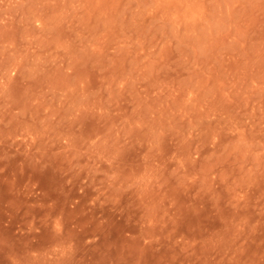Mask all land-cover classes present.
I'll return each instance as SVG.
<instances>
[{"label":"rangeland","instance_id":"obj_1","mask_svg":"<svg viewBox=\"0 0 264 264\" xmlns=\"http://www.w3.org/2000/svg\"><path fill=\"white\" fill-rule=\"evenodd\" d=\"M0 264H264V0H0Z\"/></svg>","mask_w":264,"mask_h":264}]
</instances>
